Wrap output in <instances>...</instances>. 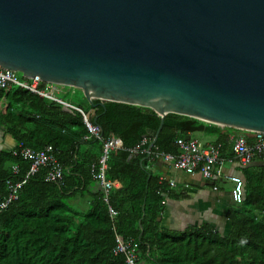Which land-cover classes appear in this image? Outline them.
<instances>
[{
  "label": "trees",
  "instance_id": "1",
  "mask_svg": "<svg viewBox=\"0 0 264 264\" xmlns=\"http://www.w3.org/2000/svg\"><path fill=\"white\" fill-rule=\"evenodd\" d=\"M5 101L0 133L11 138L13 147L0 150V201L11 167H19L16 180L29 167L12 155L17 145L33 150L52 146L63 169V183L46 182V170L40 168L21 187L17 200L0 212V264H124L123 256L113 253V230L123 240L134 241L137 264H264V161L254 159L240 168L243 201L226 211L224 234L206 224L172 233L161 228L159 221L164 212L161 202L170 191L166 193L167 185L154 174L150 163L155 161L142 152L151 142L144 138L146 132L158 129L157 113L113 102L101 107L98 100L87 108L79 105L101 131V141L84 142L86 128L79 112L17 87L6 93ZM192 133L215 137L212 146L220 148L224 160V153L231 150L230 137L251 134L167 114L150 152L176 155L175 141ZM110 135L122 143L121 149L109 153L105 171L106 179L117 187L110 189L107 205L99 187L90 192L85 212L71 210L70 198L98 184L95 175L102 141ZM143 139L146 143L137 156L130 154ZM108 206L115 212L112 217Z\"/></svg>",
  "mask_w": 264,
  "mask_h": 264
},
{
  "label": "water",
  "instance_id": "2",
  "mask_svg": "<svg viewBox=\"0 0 264 264\" xmlns=\"http://www.w3.org/2000/svg\"><path fill=\"white\" fill-rule=\"evenodd\" d=\"M0 68L153 110L146 159L167 114L264 133V0H0Z\"/></svg>",
  "mask_w": 264,
  "mask_h": 264
},
{
  "label": "built area",
  "instance_id": "3",
  "mask_svg": "<svg viewBox=\"0 0 264 264\" xmlns=\"http://www.w3.org/2000/svg\"><path fill=\"white\" fill-rule=\"evenodd\" d=\"M17 73L0 68V92L2 98L0 99V110L4 111L6 108L5 95L13 87L20 88L30 94L35 95L40 99H44L63 108L71 109L80 113L82 122L86 128V135L82 140L88 141L91 139L102 140L100 128L89 120V114L84 113L79 104L66 100L60 97L66 93H74V87L63 86L58 84L47 83L40 80L38 77L30 79L17 78ZM94 101V99L92 100ZM253 140L248 143L243 133H239L234 137H230L232 158L235 160L240 168L248 166L254 159L264 161V133H251ZM146 143V139L129 150L130 154H138L140 147ZM175 145L178 149L176 155L164 153H149L148 158L154 161H160L173 166L175 169L191 175L199 174L201 178L212 185V190L217 191L218 183L226 181L231 184L230 197L234 205H239L243 201V183L239 177L230 176L223 172L225 161L220 157V148L215 146H205L194 139H177ZM121 140L113 135H110L106 140L102 141V152L98 161V169L95 178L98 180L99 186L103 193V202L108 204V194L112 187H117L116 182H111L106 179V163L108 155L112 150L121 149ZM142 152L147 154V150ZM12 155L21 158V160L28 162L29 167L25 175L16 180L15 177L19 174V167L13 165L10 169L11 176L3 182L5 187V197L0 201V212L4 211L11 203L17 200L18 193L29 176L35 174L40 168L46 170L45 181L57 186L63 183V169L56 157V150L48 145L41 150H33L31 148L17 145L12 150ZM160 182H163L160 179ZM168 187H174L173 181L168 182ZM168 188L166 193L168 192ZM165 205V200L161 202ZM109 217L115 215L113 209L108 206ZM115 248L114 255H122L124 264H137V256L135 252V243L133 240H123L115 231Z\"/></svg>",
  "mask_w": 264,
  "mask_h": 264
},
{
  "label": "crops",
  "instance_id": "4",
  "mask_svg": "<svg viewBox=\"0 0 264 264\" xmlns=\"http://www.w3.org/2000/svg\"><path fill=\"white\" fill-rule=\"evenodd\" d=\"M245 137L248 142H252V134H246ZM187 138L194 139L205 146H212L215 141V137L201 133H192ZM12 147L11 138L6 135L2 136L0 133V150ZM224 155L226 161L223 172L240 178V167L233 160L231 150L225 152ZM258 160L260 159H255V163L261 162ZM150 165H152L154 174L159 176L170 191V195L165 199L164 212L159 220L161 228L176 233L189 227L206 224L223 234L227 231L225 213L231 206H234L230 197L232 186L229 182L224 181L226 183L218 184L217 191H213L212 185L197 173L188 175L160 161L151 162ZM169 181H173L174 187H168ZM99 189L96 183L70 198L68 201L70 209L78 213L85 212L92 199L90 192L94 193Z\"/></svg>",
  "mask_w": 264,
  "mask_h": 264
},
{
  "label": "rangeland",
  "instance_id": "5",
  "mask_svg": "<svg viewBox=\"0 0 264 264\" xmlns=\"http://www.w3.org/2000/svg\"><path fill=\"white\" fill-rule=\"evenodd\" d=\"M17 78H20L19 74L17 73ZM74 90V93H71V92H68L66 93L64 96H60L62 98H65L66 100H69L71 102H74V103H77L79 104L82 108H87L89 105H88V102L86 100V98L84 97L82 91L80 89H73ZM226 182L224 181H221L219 182L218 184H224Z\"/></svg>",
  "mask_w": 264,
  "mask_h": 264
},
{
  "label": "bare ground",
  "instance_id": "6",
  "mask_svg": "<svg viewBox=\"0 0 264 264\" xmlns=\"http://www.w3.org/2000/svg\"><path fill=\"white\" fill-rule=\"evenodd\" d=\"M90 96H92V95H90ZM93 97V96H92ZM96 179V178H95ZM97 180V179H96ZM98 181V180H97ZM99 184V183H98ZM100 187V186H99Z\"/></svg>",
  "mask_w": 264,
  "mask_h": 264
}]
</instances>
